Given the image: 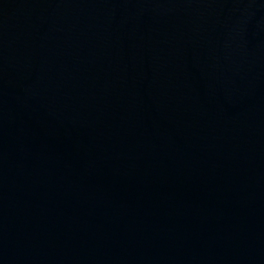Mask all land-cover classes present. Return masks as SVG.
Instances as JSON below:
<instances>
[{"label": "water", "instance_id": "water-1", "mask_svg": "<svg viewBox=\"0 0 264 264\" xmlns=\"http://www.w3.org/2000/svg\"><path fill=\"white\" fill-rule=\"evenodd\" d=\"M0 264H264V0H0Z\"/></svg>", "mask_w": 264, "mask_h": 264}]
</instances>
